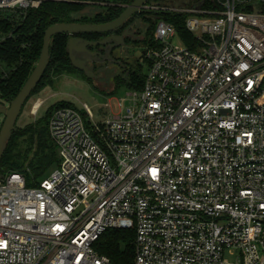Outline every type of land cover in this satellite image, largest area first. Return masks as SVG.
Returning <instances> with one entry per match:
<instances>
[{
  "label": "built area",
  "instance_id": "2783aa9c",
  "mask_svg": "<svg viewBox=\"0 0 264 264\" xmlns=\"http://www.w3.org/2000/svg\"><path fill=\"white\" fill-rule=\"evenodd\" d=\"M45 1L67 0H0V12ZM263 10L144 2L142 88L107 101L102 122L87 106L52 110L57 166L37 186L1 175L0 264H113L93 249L109 228L134 229L132 264H264Z\"/></svg>",
  "mask_w": 264,
  "mask_h": 264
},
{
  "label": "trees",
  "instance_id": "16d2710c",
  "mask_svg": "<svg viewBox=\"0 0 264 264\" xmlns=\"http://www.w3.org/2000/svg\"><path fill=\"white\" fill-rule=\"evenodd\" d=\"M132 1H45L37 8L24 12H0V33L4 35V39L0 41V101L12 100L30 75L38 60L47 27L56 23L103 24L117 18ZM88 7H90L89 13L81 14V11ZM135 17L146 22V16L142 13L132 15L129 22ZM164 18L170 19V16ZM177 18L180 22L177 26L178 34L183 42L190 45L193 37L181 24L184 17ZM153 28L151 23L144 31L140 30L141 38L137 42L151 43ZM100 35L102 34L83 33L75 36L98 39ZM68 39L69 35L66 33L55 34L50 39L48 65L30 96L45 86L52 85L51 76L79 71L69 60ZM144 62L148 65V61ZM144 77L141 62L134 60L124 67L120 76L115 77L114 83L116 88L140 90ZM45 80L48 81L47 85L42 84ZM65 106L76 108L69 102H58L47 109L43 118L24 127L15 126L0 157V175L11 172L22 173L28 186H37L45 172L58 164L57 149L49 136L47 124L52 110ZM21 143L26 145L25 148H21ZM134 239L133 228H109L93 243V249L100 255L108 257L113 264H132Z\"/></svg>",
  "mask_w": 264,
  "mask_h": 264
},
{
  "label": "rangeland",
  "instance_id": "374dc122",
  "mask_svg": "<svg viewBox=\"0 0 264 264\" xmlns=\"http://www.w3.org/2000/svg\"><path fill=\"white\" fill-rule=\"evenodd\" d=\"M135 15V14H134ZM131 23L137 28L138 38H141L140 30L144 31L150 24H153L155 28V22L146 17V22L139 17H135ZM151 34V42L153 40V32ZM144 35V33H142ZM4 38V35L0 33V41ZM175 42H179L175 40ZM150 43V42H149ZM149 43L142 44L145 47ZM131 54L130 62L139 60L142 65L144 73L147 71V64L143 58V48H137L130 50ZM89 70L90 78L81 71L66 73L60 76H51L52 85H47L48 81H43L42 84L47 85L40 91L29 96L24 103L21 112L17 118L16 125L18 127H24L29 123H33L46 115L47 109L55 103L66 101L73 104L80 112L84 113V106H87L93 115L94 122H102L108 115L109 110L104 106L107 101L113 103V99L123 96L128 89L125 87L115 86L114 79L116 76H120L123 73L124 67L113 65L111 62L104 63L102 67L97 68L95 71L90 69V66L84 64ZM43 85H41L42 87ZM40 87V88H41ZM40 98L42 104L36 114L31 112L32 105ZM0 105L7 106L8 102L0 101ZM85 120L88 121V117L85 116ZM3 121V116L0 114V126ZM21 148H25V144L21 143ZM57 166V165H56ZM55 166V167H56ZM49 169L42 178L47 177L50 172L55 168ZM41 179V178H40Z\"/></svg>",
  "mask_w": 264,
  "mask_h": 264
},
{
  "label": "water",
  "instance_id": "95a60500",
  "mask_svg": "<svg viewBox=\"0 0 264 264\" xmlns=\"http://www.w3.org/2000/svg\"><path fill=\"white\" fill-rule=\"evenodd\" d=\"M147 0H133L127 5L120 15L103 24H85V23H56L46 28L42 40V48L38 60L32 69L30 75L19 89L16 96L8 102L7 106L0 105V114L3 116V121L0 126V157L3 154L7 141L10 138L11 132L15 129L17 118L21 112L24 103L29 98L32 91L37 86L42 78L43 73L48 65L49 59V43L50 39L59 33H66L69 35L67 41V51L71 64L79 71H82L87 78H90L91 73L84 66V61L77 58V53L86 50L88 46L103 45L109 41L110 38H105L101 41H87L76 34L83 33H110L119 28L128 18L140 12V7ZM90 7L81 11V14H87ZM1 177V175H0Z\"/></svg>",
  "mask_w": 264,
  "mask_h": 264
},
{
  "label": "flooded vegetation",
  "instance_id": "af4514ba",
  "mask_svg": "<svg viewBox=\"0 0 264 264\" xmlns=\"http://www.w3.org/2000/svg\"><path fill=\"white\" fill-rule=\"evenodd\" d=\"M98 39H86L87 41H101L105 38H110L103 45L88 46L86 50L78 52L77 58L84 61V64L90 66L92 71L102 67L104 63L111 62L113 65L125 67L131 58L130 50L144 48L137 40V28L126 20L119 28L110 33H101Z\"/></svg>",
  "mask_w": 264,
  "mask_h": 264
},
{
  "label": "bare ground",
  "instance_id": "6f19581e",
  "mask_svg": "<svg viewBox=\"0 0 264 264\" xmlns=\"http://www.w3.org/2000/svg\"><path fill=\"white\" fill-rule=\"evenodd\" d=\"M37 105H38V104L36 103L35 108L37 107Z\"/></svg>",
  "mask_w": 264,
  "mask_h": 264
}]
</instances>
